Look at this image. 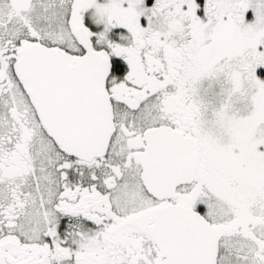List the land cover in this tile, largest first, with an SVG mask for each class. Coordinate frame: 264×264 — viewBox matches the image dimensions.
<instances>
[{
    "label": "snow or ice",
    "instance_id": "obj_1",
    "mask_svg": "<svg viewBox=\"0 0 264 264\" xmlns=\"http://www.w3.org/2000/svg\"><path fill=\"white\" fill-rule=\"evenodd\" d=\"M0 264H264V0H0Z\"/></svg>",
    "mask_w": 264,
    "mask_h": 264
}]
</instances>
